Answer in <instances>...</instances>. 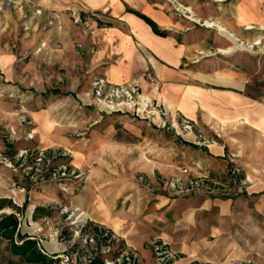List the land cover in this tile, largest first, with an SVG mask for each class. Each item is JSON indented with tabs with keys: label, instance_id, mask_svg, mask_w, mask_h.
<instances>
[{
	"label": "rangeland",
	"instance_id": "1",
	"mask_svg": "<svg viewBox=\"0 0 264 264\" xmlns=\"http://www.w3.org/2000/svg\"><path fill=\"white\" fill-rule=\"evenodd\" d=\"M147 1L161 3L178 18L186 20L184 15H190L183 14L178 6L188 0ZM60 2L63 0H0V198L18 206L17 195H24L31 206L39 198L45 199L42 203L55 207L52 209L58 213L56 222L58 235L61 234L58 238L71 240L66 251L56 256L59 264H85L89 247L84 246L81 234L85 229L86 234L92 233L90 227L94 225L89 220L86 224L74 223L75 216L83 210L70 204L85 194L101 199L104 196L107 204L114 205L116 213L124 216L131 213L137 222H143L146 228L160 231L171 240L187 238L189 242L215 244L214 252L221 257L212 264H255L257 246L264 254V214L256 210L259 199L264 198V148L254 149L248 155H234L228 149L222 156L214 157L213 164L206 165L211 172L204 173L203 163L208 156L204 149L224 145L227 131L223 126L218 131L199 121H191L192 127L187 129L181 117L176 121L160 119L157 111L143 110L142 102H146L143 98L147 97L158 107L159 113L164 111L137 82L113 83L136 86L133 108L126 105L129 101L125 96L106 99L102 96L98 100L92 88L94 79L109 81L103 73L106 63L98 61L95 66V54L105 49V40L81 37L78 32L66 37L67 26L61 13L67 12V18L72 22L77 20L78 24L83 17L82 12L70 6L62 7L61 11L50 7ZM84 17L90 21L100 20L102 25L112 23L106 9L88 12ZM253 40L249 38L245 44ZM112 50H108L106 61L114 59ZM242 51L248 55L246 94L264 103V36L260 44ZM144 78L155 83L149 71ZM146 110L152 111V108ZM162 120L166 121L164 126ZM227 134L237 140L240 149L239 130L233 128ZM41 149L54 157L50 168L66 166L73 174L65 180L31 181L30 173L27 174L29 168L14 161L21 153ZM261 152L263 161L258 160ZM230 159L239 169L238 179L252 180L249 192L169 198L170 194L157 185L160 180L185 171V177L206 176L234 187L229 172ZM25 163L26 167L31 165L30 159ZM194 167L199 173L191 170ZM141 177L151 185L141 182ZM260 181L262 183L258 184ZM47 196L55 200L49 201ZM159 198L164 202L160 203ZM11 212L5 208L0 215ZM29 215L28 210L18 214L20 231L25 226L30 227L26 221ZM79 229L81 233L75 235ZM42 230L31 226L29 234L37 237ZM118 239L122 247L124 242ZM114 248L118 249L116 245ZM224 248L228 255H223ZM240 249L243 256L239 255ZM0 253L3 264H25L10 253L5 240L0 241ZM259 257L264 263V257Z\"/></svg>",
	"mask_w": 264,
	"mask_h": 264
},
{
	"label": "crops",
	"instance_id": "2",
	"mask_svg": "<svg viewBox=\"0 0 264 264\" xmlns=\"http://www.w3.org/2000/svg\"><path fill=\"white\" fill-rule=\"evenodd\" d=\"M188 1L178 6L190 9V13L199 20L186 15V20L178 18L168 7L147 0H63L58 6L51 4L50 7H57L61 11L62 7L70 6L82 12L83 19L79 24L77 20L72 22L67 18V12L61 13L67 26L66 37L74 36L75 32L80 33L81 37H103L105 49L96 52L95 66L99 62L106 63L103 73L110 82H137L161 106L169 120L176 121L181 117L187 121H199L218 131L221 126L229 133L233 128L239 130L240 149L237 148V140L227 132L223 146L210 145L204 149L208 156L204 159L203 170L208 173L211 170L206 165H212L214 157L222 156L228 149L234 155H248L254 149L261 151L264 148V103L246 94L248 55L242 51L244 49L237 48L228 53L219 51L232 47L236 42L246 43L249 38L259 37L262 40L264 0H229L219 6L215 2L223 0H205L202 3ZM103 9L108 12L112 23L102 25L100 20L90 21L88 18V21L84 17L88 12H101ZM127 9L151 19L164 35L155 34L147 23ZM205 21L216 22L225 33L216 25H205ZM109 49H113L111 53L114 59L111 62L106 61ZM147 71L155 83L145 80ZM259 155L258 160L263 161V153ZM191 170L199 173L195 167ZM243 180L245 185L241 194L249 192L251 187L248 185L253 184L248 177ZM46 199L55 200L51 196ZM104 199V196L101 199L85 194L69 203L71 207L83 210L92 225L120 237L123 246L136 251L146 263L152 261L150 243L158 238L176 254L175 264H212L220 259L221 256L214 252L215 244L189 242L187 238L171 240L160 231L156 232L143 226V222H137L131 213L127 216L116 213L114 205L107 204ZM159 199L160 203L164 202L162 198ZM35 200L38 202L31 206L24 195H17L16 204L22 207L27 202L23 212H30L26 220L30 227L25 226L20 232L29 236L31 226L43 228L41 234H37V237L30 235V238L41 242L38 246L47 256H60L70 246L71 240L58 238V213L52 209L55 207L42 203L45 199ZM36 208L42 210L34 213ZM256 208L264 214V198L259 199ZM42 238L45 240L41 241ZM242 251L240 249V256H243ZM228 254L224 248L223 255ZM259 256L264 257V254L258 251L257 246L255 264H264Z\"/></svg>",
	"mask_w": 264,
	"mask_h": 264
},
{
	"label": "built area",
	"instance_id": "3",
	"mask_svg": "<svg viewBox=\"0 0 264 264\" xmlns=\"http://www.w3.org/2000/svg\"><path fill=\"white\" fill-rule=\"evenodd\" d=\"M92 88L95 92V95L98 100L102 96L106 99L110 98H119L122 96L126 97V100L129 101L126 105L128 107H135V101H133V96L136 93L135 85L131 86H116L113 83H110L105 78H95L92 83ZM108 95V96H105ZM140 97V96H138ZM143 110L155 113L158 112V117L160 119L165 118L167 120V115L164 111H158V107H154L152 102L148 101L149 99L146 97L143 98ZM146 108H152L151 110H146ZM137 111H140L138 108ZM163 126L165 125L166 121H163ZM181 123L184 125L185 128L191 129L192 123L191 121H187L186 119H181ZM34 152V153H33ZM53 156L49 155L47 151L41 149L37 151H32V153H24L22 155L19 154L15 164H19L24 168H29L30 173V180L33 182L36 181H43L46 178L56 180H65L73 171L67 170L66 166H60L56 168H50L51 162L53 160ZM30 159L31 165L26 167L25 161ZM229 172L230 177L233 180V186L230 183L222 184L219 183L209 177L206 176H189L185 177V171H181V173H177L174 177L170 179L160 180L157 185L162 190L166 191L170 194V196H218V195H232L234 193H241L243 186L245 185V181L243 179H238L239 169L233 165L234 160L230 159L229 161ZM70 171V172H69ZM141 182L146 183L147 185H151L145 180L143 177L140 178ZM152 184H155L154 182ZM18 216V213H17ZM19 219L18 228L21 227V219ZM88 218L84 215L83 211H80L78 215L75 216L74 223H83L86 224ZM85 226V225H84ZM84 228V227H83ZM100 229V228H98ZM82 229L75 231V235L80 234ZM101 230V229H100ZM72 231V230H71ZM101 237H107L106 244L98 246L96 241V234L93 232L86 234V231L83 230V244L85 247H89V251H87V256L85 259V264H88L94 259L96 256H100L102 259V264H148L146 263L140 255L125 246L119 247V239L112 234L107 233V231L101 230ZM85 234V235H84ZM61 235V234H59ZM39 245V244H38ZM115 245L118 249L114 248ZM151 263L150 264H175L177 259L176 254L169 248V245L161 239L155 240L151 243ZM41 250V249H40ZM42 251V250H41ZM43 253V252H42ZM46 255V254H45ZM49 256V255H48ZM246 264V263H243Z\"/></svg>",
	"mask_w": 264,
	"mask_h": 264
},
{
	"label": "trees",
	"instance_id": "4",
	"mask_svg": "<svg viewBox=\"0 0 264 264\" xmlns=\"http://www.w3.org/2000/svg\"><path fill=\"white\" fill-rule=\"evenodd\" d=\"M128 12L133 13L134 15L141 18L145 23H147L152 31L159 35L163 36L164 33L161 32L157 25L148 17L140 14L137 11L127 9ZM187 146L192 148H198L197 145L191 143H184ZM27 202L24 203L22 207L15 206L8 199L0 198V211L9 208L12 210L11 213L1 214L0 215V241L5 240L9 243V250L13 256L20 258L25 264H59L60 259L57 257L47 256L40 250L38 243L35 239H31L25 234H21L20 229L18 228L19 219L18 214H22L26 208ZM42 210L41 208H36L34 213ZM91 231L96 234V241L98 246L105 245L107 237H101V231L96 226L90 227ZM86 230V229H85ZM65 231H63L62 234ZM70 236V235H69ZM0 264L2 262V256L0 253ZM88 264H102V259L100 256H96ZM196 264V263H193Z\"/></svg>",
	"mask_w": 264,
	"mask_h": 264
},
{
	"label": "bare ground",
	"instance_id": "5",
	"mask_svg": "<svg viewBox=\"0 0 264 264\" xmlns=\"http://www.w3.org/2000/svg\"><path fill=\"white\" fill-rule=\"evenodd\" d=\"M182 10H184V11H188L189 13H190V9H188V8H183L182 6H179ZM190 19H193V20H199L197 17H195L192 13H190V15L188 16ZM205 25H208V26H217L219 29H220V31L222 32V33H225V31H224V29H222L220 26H218V24L216 23V22H212V21H205V23H204ZM261 43V38H256L255 40H254V42H252V43H247V44H245V43H243V42H236L232 47H230V48H228V49H224V50H219V51H221V52H223V53H228V52H230V51H233L234 49H249V48H252L253 47V45H258V44H260ZM146 98V97H145ZM78 154V153H77ZM85 215V214H84Z\"/></svg>",
	"mask_w": 264,
	"mask_h": 264
}]
</instances>
